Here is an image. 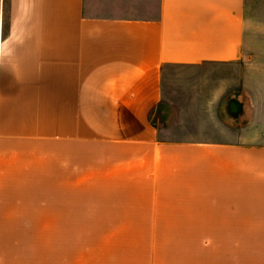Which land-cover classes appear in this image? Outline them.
Wrapping results in <instances>:
<instances>
[{
    "label": "crops",
    "instance_id": "crops-1",
    "mask_svg": "<svg viewBox=\"0 0 264 264\" xmlns=\"http://www.w3.org/2000/svg\"><path fill=\"white\" fill-rule=\"evenodd\" d=\"M249 1L0 0V264H264Z\"/></svg>",
    "mask_w": 264,
    "mask_h": 264
},
{
    "label": "rangeland",
    "instance_id": "rangeland-1",
    "mask_svg": "<svg viewBox=\"0 0 264 264\" xmlns=\"http://www.w3.org/2000/svg\"><path fill=\"white\" fill-rule=\"evenodd\" d=\"M119 8L126 10L127 14H156L158 9V0H119ZM248 16L251 20L253 31L252 35L255 36L256 41L253 43V49H259L260 43V30L264 28V0H250L248 2ZM262 28V29H261ZM243 63V59L240 61ZM168 71L176 70L175 67L169 66L166 68Z\"/></svg>",
    "mask_w": 264,
    "mask_h": 264
}]
</instances>
